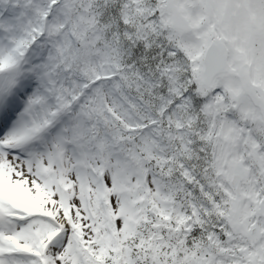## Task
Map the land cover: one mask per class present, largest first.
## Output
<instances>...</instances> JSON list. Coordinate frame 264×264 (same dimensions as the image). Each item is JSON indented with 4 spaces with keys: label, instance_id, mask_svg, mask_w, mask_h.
Listing matches in <instances>:
<instances>
[{
    "label": "snow or ice",
    "instance_id": "obj_1",
    "mask_svg": "<svg viewBox=\"0 0 264 264\" xmlns=\"http://www.w3.org/2000/svg\"><path fill=\"white\" fill-rule=\"evenodd\" d=\"M0 264H264V0H0Z\"/></svg>",
    "mask_w": 264,
    "mask_h": 264
}]
</instances>
